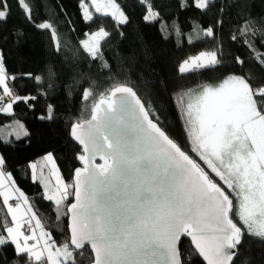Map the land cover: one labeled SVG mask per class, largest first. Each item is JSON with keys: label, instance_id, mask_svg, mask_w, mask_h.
Wrapping results in <instances>:
<instances>
[{"label": "snow or ice", "instance_id": "obj_1", "mask_svg": "<svg viewBox=\"0 0 264 264\" xmlns=\"http://www.w3.org/2000/svg\"><path fill=\"white\" fill-rule=\"evenodd\" d=\"M109 2L111 11L91 0L96 13L114 19L118 13L119 24H127L126 13L115 0ZM17 4L32 23L30 0H17ZM179 6L195 8L203 15L218 7L217 0H180ZM81 7L84 18L91 21L87 5ZM10 13L8 0H0V23ZM144 19L148 21L149 15ZM256 20L249 15L229 38L249 50L259 72L239 70L246 67V60L236 55L233 62L238 70L218 83L180 86L169 94L182 122L183 143L169 133L132 86L120 84L99 99L89 119L71 129L82 145L78 156L82 167L75 169L71 186L63 180L53 156L47 155L51 167L44 187L53 183L55 192L44 198L54 201L55 227L63 220L68 230V239L62 244L45 229L29 197L15 186L7 170L8 158L0 152V197L11 216L10 223L7 214L0 219V250L12 246L14 252L12 260L5 259L4 264H20L21 259L25 264H185L186 257L194 264L192 256L201 257L206 264H234L246 237L264 243V22L254 30L250 25ZM222 25L218 18L202 30L215 40ZM34 26L49 32L53 51L62 50L51 22ZM109 35L100 30L77 41L105 74L112 71V65L106 57L101 61L100 41ZM224 62L223 47L217 46L185 59L177 72L198 75L201 70H216ZM35 79L40 81V77ZM7 80L0 51V101L3 95L11 97L0 112L11 115L13 103H27L35 97L15 94ZM158 83L167 89L166 81ZM90 96L94 98L92 91H84L81 99L88 101ZM16 123L20 131L8 135L20 140L22 131L30 139L23 125ZM0 142L15 147L2 135ZM31 168L35 172L37 165L33 163ZM33 179L38 178L34 175ZM12 200L16 203H10ZM182 238L189 240L186 253L181 250Z\"/></svg>", "mask_w": 264, "mask_h": 264}, {"label": "trees", "instance_id": "obj_2", "mask_svg": "<svg viewBox=\"0 0 264 264\" xmlns=\"http://www.w3.org/2000/svg\"><path fill=\"white\" fill-rule=\"evenodd\" d=\"M86 1L30 0L34 10V21L30 23L17 0H8L10 16L6 22L0 23V51L12 85L18 95L35 97L27 103H13L11 115L0 114V135L15 145L10 147L0 142V152L8 158L7 170L11 172L16 187L36 206L45 229L52 231L58 245L68 239V230L63 220L59 228L55 227L54 213L57 209L54 201L44 198L48 191L44 187L49 169L46 156H53L65 182L71 186L75 169L82 166L78 159L82 147L71 135V129L77 122L90 118L93 106L112 87L120 84L132 86L159 116L169 133L183 143L182 122L169 98L174 89L218 83L230 72L238 70L233 62L236 55L246 60V67L239 70L250 68L259 72L249 50L239 42L232 43L229 34L237 32V25L249 15L257 18L250 26L254 30L259 29L264 22V0H217L218 7L206 15L195 8L182 9L180 0H115L128 17L129 22L125 25L96 12H93L91 21H86L81 7ZM149 9L159 16L154 15L145 21V15L151 12ZM218 18L223 20V25L213 40L206 37L202 29L214 25ZM41 22H51L55 26L61 51H53L48 31L34 26ZM70 27L73 30L70 31ZM100 30L110 34L100 41L101 61L106 57L112 65L108 74L101 70L100 64L91 61L81 51L82 45L77 43L85 39V34ZM259 41L260 32H257L258 48ZM217 46H222L225 54L222 67L201 70L198 75L178 74V66L185 59ZM35 77H40V81ZM158 81H166L167 89L162 88ZM84 91H92L94 98L90 96L88 101L82 100ZM17 121L29 133L30 139L23 137L22 131L20 140L8 135L11 131H20ZM33 163L37 165L35 174L31 168ZM34 175L38 178L35 182ZM60 211L62 214V206ZM6 214L7 206L2 204L0 197V219ZM7 221L11 222L10 214H7ZM188 244L189 240H182L181 250L185 253ZM13 256L12 246L0 250V264H4L5 259L11 261ZM191 261L204 264L196 256H192ZM20 264H25L23 259ZM185 264H189L187 257ZM234 264H264V243L246 237Z\"/></svg>", "mask_w": 264, "mask_h": 264}, {"label": "rangeland", "instance_id": "obj_3", "mask_svg": "<svg viewBox=\"0 0 264 264\" xmlns=\"http://www.w3.org/2000/svg\"><path fill=\"white\" fill-rule=\"evenodd\" d=\"M98 3L101 5V8L103 9L105 6H107L108 7V9H109V11H111V5H110V2H109V0H98ZM84 4H86L87 5V7H88V11H90L91 13H92V15H93V12H96L95 11V6L94 5H92V3H91V0H87L86 2H84ZM154 12H152V10H151V12L149 13V20H150V18L151 17H153L154 15H156L155 13L153 14ZM100 14H102V13H100ZM109 16H111V15H109ZM112 17V16H111ZM86 20V19H85ZM87 21V20H86ZM115 21L117 22V23H119L118 22V13H117V19H115ZM11 78V77H10ZM8 80H10V79H8ZM10 88H11V90L15 93V94H17V92L15 91V89H14V87L13 86H9ZM5 102L7 103V102H11V97H8L7 95H3V98H2V101H0V107H4L5 106ZM3 112H0V114H2ZM47 157V156H46ZM54 159V158H53ZM54 161H55V159H54ZM46 163H47V166L50 168L51 167V165L47 162V160H46ZM55 164H56V162H55ZM56 166H57V164H56ZM57 168L59 169V167L57 166ZM36 171V170H35ZM59 172H60V175L62 176V178H63V175H62V173H61V171H60V169H59ZM36 172H34V174H35ZM48 179V178H47ZM63 180H64V178H63ZM65 181V180H64ZM66 183V182H65ZM49 184H52V183H49ZM16 186V185H15ZM47 189H48V191H47V194H53L54 192H55V188H54V186H53V184H52V186H48L47 187ZM52 191H51V190ZM14 226V225H13ZM47 254L45 253V256H46Z\"/></svg>", "mask_w": 264, "mask_h": 264}, {"label": "water", "instance_id": "obj_4", "mask_svg": "<svg viewBox=\"0 0 264 264\" xmlns=\"http://www.w3.org/2000/svg\"><path fill=\"white\" fill-rule=\"evenodd\" d=\"M79 143V142H78ZM81 147H82V145H81ZM97 163H102V161H100V160H97ZM82 164V163H81ZM82 167V166H81ZM75 174V173H74ZM74 182V176H73V180H72V183ZM72 202H74V201H72ZM70 222V221H69ZM183 239H187L188 240V238H182V240ZM202 261H203V259L201 258V257H199ZM235 258V257H234ZM203 263L204 264H206V261H203Z\"/></svg>", "mask_w": 264, "mask_h": 264}, {"label": "built area", "instance_id": "obj_5", "mask_svg": "<svg viewBox=\"0 0 264 264\" xmlns=\"http://www.w3.org/2000/svg\"><path fill=\"white\" fill-rule=\"evenodd\" d=\"M8 79H10V80H7L9 86H13V85H12V80H11V78L8 77ZM5 106H6V102H5ZM11 203L14 204V202H11Z\"/></svg>", "mask_w": 264, "mask_h": 264}, {"label": "clouds", "instance_id": "obj_6", "mask_svg": "<svg viewBox=\"0 0 264 264\" xmlns=\"http://www.w3.org/2000/svg\"><path fill=\"white\" fill-rule=\"evenodd\" d=\"M8 77H9V76H8ZM11 202H14V204L16 203V201H15V200H12V201H10V203H11Z\"/></svg>", "mask_w": 264, "mask_h": 264}, {"label": "crops", "instance_id": "obj_7", "mask_svg": "<svg viewBox=\"0 0 264 264\" xmlns=\"http://www.w3.org/2000/svg\"><path fill=\"white\" fill-rule=\"evenodd\" d=\"M37 232H39V229H37ZM42 243V242H41Z\"/></svg>", "mask_w": 264, "mask_h": 264}]
</instances>
